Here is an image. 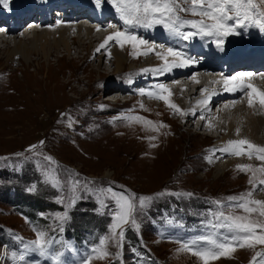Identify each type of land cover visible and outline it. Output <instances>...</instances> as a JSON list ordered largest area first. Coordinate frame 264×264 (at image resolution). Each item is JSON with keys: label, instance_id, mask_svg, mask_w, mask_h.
I'll return each mask as SVG.
<instances>
[{"label": "rangeland", "instance_id": "1", "mask_svg": "<svg viewBox=\"0 0 264 264\" xmlns=\"http://www.w3.org/2000/svg\"><path fill=\"white\" fill-rule=\"evenodd\" d=\"M43 2L46 4L47 0ZM14 3L16 0H10V4ZM0 6L13 8L8 3L7 6ZM106 15L120 22V17L113 14L108 16L107 10ZM198 18L199 16H194L192 20ZM73 21L74 25L78 23L93 26L82 20ZM67 23H71L70 20ZM43 26L54 27L53 24L45 22L37 30ZM120 27L119 24L116 29L119 30ZM100 28L101 26L98 30L100 33L105 34L108 31ZM33 29L25 32L17 29L15 32L0 34H8L4 36L5 40H0V264L44 263V258L49 256L47 249V254L29 249L27 252L30 254L25 256L23 261L16 260L18 246L12 233L24 238L25 235L35 237L37 232H44L41 226L52 222L51 214L58 215L59 203L74 192L77 193L76 210L81 209L82 225L95 232L97 220L93 215L85 214L89 211L81 207L94 205L99 199H111L112 192L117 196L121 192L127 195L124 184L130 190H135L138 203L139 197L149 198L145 204L136 207L139 211L134 212V216L138 224L141 221L143 237L152 251L171 264H203L198 256L184 250L176 242L157 237L151 230V224L149 225V212L154 210L159 214L173 213L182 217L181 207H184L177 205L172 197L178 198L187 191L193 192L194 196L200 194L208 199L220 198L219 202L230 195L239 196L255 191L252 199L264 200L260 198L264 197V191L262 193L260 190H253V186L249 184L252 172L240 171L236 167L243 162L245 165H253V168L264 167V161L257 158L253 159L254 161H244L241 157L226 156L242 161L234 162L223 174H214L215 164L212 161L217 159L219 152L216 151L215 154L209 148L214 145L216 138L226 134L227 127L226 122L219 121L221 112L216 114L218 107L215 104L211 107L213 110H210L214 111L215 115L206 116L205 122H212L211 126H207L205 122L199 123L197 113H192L190 119L181 120L175 109L170 108L163 100L158 102L154 99L155 102H151L139 96L124 102L121 99H109V96L115 98L118 95V90L113 91L112 79L129 72L138 73L145 68L142 66L138 69L145 63L141 61L157 56L152 53L140 54L144 53L141 48L145 45L133 48L131 44L125 43L124 47L127 48L130 59L121 70L115 71L110 46H119L117 42L109 41L106 45L108 48L105 47L99 54L91 52L96 43L90 48L78 47L72 37L67 35V41L72 48L70 54H65L59 46L57 50L52 48L43 56L38 44H30ZM149 29L141 30L142 36L178 37L155 34ZM180 30L190 31L183 28ZM79 31L80 38L86 42L85 29L81 28ZM195 36L212 38L199 34ZM227 37L231 38V42L238 44L246 38L238 33ZM21 42L27 43V60H23L22 55L17 52L7 62L8 51ZM262 42L264 43V40ZM223 44L227 50L229 46L225 41ZM179 46L184 48L185 45L180 43ZM75 50H80L81 57L76 55ZM89 54L93 57L87 60ZM191 56L193 55L191 54L190 58ZM194 62L198 61L194 58ZM169 74L170 71L159 76L170 79ZM176 84L178 82L174 85ZM200 90L196 95L192 94L190 99L182 98L183 94H187L186 90L176 92L169 96V101H178L176 105L179 107L183 104L185 106L189 101L200 98L197 96ZM189 91L192 92V89ZM124 94H128V90ZM124 94L121 93V96L124 97ZM235 100L231 105L240 103L237 98ZM232 109L224 106L222 112L228 114ZM262 128L258 134L260 142H264V126ZM233 133V137L240 135L237 130ZM40 141H44L42 146ZM30 145L38 146L35 152L26 151ZM45 156L51 157V162L45 160ZM28 161H32V165H29ZM35 168L40 172L35 173ZM41 175L42 179L39 178ZM13 197L14 201L19 203L18 207L26 208L27 205L31 210L29 223L17 212L12 202ZM135 201L134 199V204ZM109 212V209H106V213ZM112 213L102 217L106 247L100 254L97 251L89 252V256H92L91 264L104 261L113 252L115 238L112 237L110 226L115 220ZM235 214L250 215L251 219L264 221V217H260L258 212L248 214L237 208ZM50 238L59 240L55 248L61 251L65 241H72L73 237L52 234ZM68 245L70 244H66L65 250H74L71 255L79 252L74 248L75 243L71 244L74 247ZM107 249L111 251H106ZM21 250L25 251L24 245ZM105 251L109 255L103 259L96 258L102 256ZM253 251L255 248H237L235 252L211 260L209 264H241L249 259ZM55 259L56 256L52 263ZM259 260L257 257V262ZM135 261L132 259L130 263L136 264Z\"/></svg>", "mask_w": 264, "mask_h": 264}, {"label": "snow or ice", "instance_id": "2", "mask_svg": "<svg viewBox=\"0 0 264 264\" xmlns=\"http://www.w3.org/2000/svg\"><path fill=\"white\" fill-rule=\"evenodd\" d=\"M96 3H100V0H96ZM112 3L125 25L151 28L154 25L162 24L173 35L179 36L185 41L198 34L215 37L214 42L218 47L223 45L224 37L236 34L237 28L254 25L264 29V0H112ZM0 4L7 6V0H0ZM184 5L188 6L185 7ZM180 13H190L193 16L201 17V19L187 20ZM205 20L210 23H205ZM229 21H233V23L229 24ZM185 26L196 29V31L182 32L180 29ZM109 27L113 26L109 25ZM113 40L120 44L121 48L124 47L125 43L131 44L133 48L148 43L137 35L117 30L106 37L96 51L99 52L104 49L109 44V41ZM153 51H155V46L149 47L148 52L140 54L147 55ZM155 54L163 61L162 66L153 69L158 74L169 72L173 68L185 67L194 62L191 58H185L180 51L172 47H168L163 53L156 52ZM145 71L148 70L145 69ZM239 75L250 77L253 74L241 73ZM192 79L195 80V77ZM223 84L226 90L229 91L237 90L238 85L241 88L250 89L251 91L248 92V106L253 107L257 102L264 106V92L257 91L252 85H243V81H237L235 76L224 79ZM230 85L231 87H229ZM156 87L162 93H167V95H159L156 98L163 100L170 108L175 109L177 113L184 114L175 103L169 101V96L172 94L170 89L164 84H158ZM140 91L141 95L153 96L151 90L145 92L142 89ZM200 103L207 104V99ZM201 118L203 119V117ZM237 132H239V129H237ZM43 144L44 141H40V145L42 146ZM243 146H246V148ZM37 147V145H30L26 151L35 152ZM218 151L231 153L236 156L247 154L249 158L255 155L258 160L264 161V146H259L248 139L229 140L226 142V146L218 149ZM44 159L50 162L52 160L49 156H45ZM236 167L240 171L250 170L252 172L249 184L253 186V190H256L258 185H264V167L253 168L245 164H239ZM112 195L116 199L117 210L112 213L115 222L110 227L112 237L116 238V243L119 246L124 239L122 226L126 224L136 226L134 212L139 211V209L134 204L135 197L133 194L125 195L124 192H121L117 196L115 192H112ZM188 195L191 196L193 194L188 193ZM252 195V191H249L238 197L230 196L228 200L236 201L235 207L242 209L244 213L252 214L258 212L260 217H264V200L252 199ZM148 199L139 197L140 204H145ZM105 206L107 207V205ZM64 218L61 217V219ZM216 219L223 222L214 224L213 227L228 229V235L220 233L219 238L215 239L209 235H201L192 240L191 244H183V249L191 251L193 255L198 256L203 264H209L211 260L227 256L235 252L237 248L247 247L254 249L257 245H264V221L251 219L250 215L225 216L222 212ZM117 230L119 231L117 232ZM45 237V232H37L36 239L24 245L25 251L19 255V259L23 261L29 249L47 254L46 249L50 242ZM100 243L103 245L104 240L102 239ZM107 255L109 253L105 251L102 256L96 258L103 259ZM257 257L260 258L258 262ZM91 260L92 256H88L82 259L81 264H91ZM250 264H264V252H256Z\"/></svg>", "mask_w": 264, "mask_h": 264}, {"label": "bare ground", "instance_id": "3", "mask_svg": "<svg viewBox=\"0 0 264 264\" xmlns=\"http://www.w3.org/2000/svg\"><path fill=\"white\" fill-rule=\"evenodd\" d=\"M31 1H32L31 3H33V2L38 3L42 10H44V8L46 9L48 7L49 3H52V2H47L46 4H43L44 2L40 3L38 0H31ZM33 7H35V6L33 5ZM33 7H31L28 10V12H32ZM11 9L12 8L5 9L6 14L8 16L13 15L11 12ZM80 11L83 12L84 9H81ZM84 14L87 15V16L84 15L86 19L96 20V19H91L93 17L92 14H89V13H84ZM62 17H63V21L57 23L54 21L52 13H49V12L46 13L45 12L43 17L41 18V23L44 25L45 22H48L50 24H53L54 27H51V26L50 27H46V26L44 27L43 26L39 30H37V28H39L40 26L33 27L34 29L31 28V29H33L32 30L33 35H32V39L30 40V44H34V45L38 44L40 46V50H41L40 53H42L43 56H46L48 54V52L50 50H52V48L54 50H57L59 48V46H61L63 48V52L65 54H68V53L70 54V51L72 48H70V44L67 41V37H66L67 35L72 37L73 42L76 43L78 47L90 48V47H93L94 44L96 43L95 47L93 48V50L91 52H93V53H94V51L98 52V51H96V49L99 47V45L101 43H103L104 39L106 37H108L111 33L117 31L116 27L115 28H109V29H107L108 31L105 34H103V33H100L98 31V29H99L98 25L91 24L88 21H84V22H88L89 24H91L93 26H91V27L90 26H84V25H80L78 23H77V25H74L72 23H67V22H69V20H67V18H66L68 16H62ZM74 19L79 20V21L82 20V19H79V17H74ZM113 20L116 21L115 19H113ZM2 21H3V19H2ZM2 21H1V24H2ZM107 21H108V17L105 13L104 19L99 21L100 26L101 25L109 26ZM116 23H117V21H116ZM17 24L18 23H16V22H12L11 25L7 26L6 30L0 31V34L6 33V32L7 33L15 32ZM96 26H98V27H96ZM251 26L252 25H247L246 27L237 28L236 33L242 32L241 34H243L245 32V29H248ZM255 27H257V26L253 25L252 29H254ZM81 28L85 29V34H86V39H87L86 42L83 41V38L82 39L80 38V31L79 30ZM257 29L259 31V35L261 36V38L264 39V29H261L259 27H257ZM93 33H95V34H93ZM247 33L250 34V30ZM7 35L8 34L0 36V40H2V41L5 40L4 36H7ZM159 37H160V35H158V37L157 36L151 37V38H154L156 40L155 42L157 43V45H160ZM236 37H237V35H236ZM163 38H165L166 41H175L174 43L171 44V46H173L174 47L173 49H175L177 51H179L178 49H186V50H183L180 52L182 53V55L185 58H190V55L192 54L193 56H191V59L193 57V59H192L193 61H194L195 57H194V54L189 50L190 48L192 50H195V51L197 50V54L201 55L202 59H205V60H208V59L214 60L215 58L213 57V55L217 56L220 51H222L225 54L230 51L229 47L227 50H225L224 44L220 47H218V46L215 47V46L210 45L212 38H206L205 39V38H200V37L198 38L197 36H193L191 39L186 40V41L183 40L179 36L176 38H171L169 36L163 37ZM156 43L148 44L147 47H146V45L144 47L146 49H149V46L152 47ZM180 43L185 45L184 48H180V46H179ZM26 44H27L26 42H21V43L15 44L14 48L12 50H10L13 53H10V51H8L9 53L6 56L7 57L6 61L9 62L12 59V57L15 56V53H17V52L20 55H22V59L26 61L27 57H28V50H29ZM45 44H47L50 47H46L47 45L45 46ZM110 47H111L110 53H111V56L113 59L114 70L119 71L123 68L125 63H128V61L130 59L129 52H128L126 47L121 48L120 45L119 46H110ZM200 48H201V50H200ZM207 49L209 51H212V53L210 52L208 54ZM100 51L98 52L99 54H100ZM75 52H76L77 56L81 57L79 55L81 53L80 50H75ZM101 53H102V51H101ZM92 54L91 55L89 54V57L86 59L89 60L90 58H92L93 57ZM235 55L238 58H240L239 54H235ZM154 58H157L158 61H161L156 56V57H152L150 59H144V61H141V62H146L148 60H150L152 62L154 60ZM245 62H247L246 59H245ZM222 64L223 63L215 64L211 68L214 70L222 69L223 68ZM253 64H256V63L253 62ZM203 65H204L203 62H193L192 64H189L185 67L173 68L170 71L171 74L168 75L174 84H175V82L176 83L178 82V84H176V85L173 84L172 86H169V89L171 90L172 94H174L176 92L178 93L180 91L185 92V90H186L187 94H183L182 98L190 99L192 94L196 95L197 91H199L202 88H203L202 90H204V91L200 90V93L197 94V96H199L200 98H195L192 101H189L187 103V105H185V106H184V104L180 107L178 106L184 113V114L178 113V115L181 117V120L182 119H186V120L190 119V117L192 116V113H197V114H199V116L197 117L198 121H199V123L202 124L203 122L206 121L205 119H206L207 115H209V114H213V116L215 115V113H213L214 111L213 112L210 111L211 110L210 103L218 104L216 114L221 112L219 121L223 120L222 122H226V124H227V127L225 128L226 134L221 135L220 138H216V141L213 143L214 145L211 146L209 148V150H212V152H214L216 154V151L218 152V149H221L223 147V145L227 142V140H229V138L232 137V134H234L233 131H236L237 129H239V133H241V135H244L245 137L252 139L254 141L260 142L258 134L260 131H262V129H263L262 126H264V106L260 105L257 102L253 107H249L248 106V94L247 93L243 94L239 104L231 105V100L234 99L238 95V92L236 93V92H232L229 90L224 92L226 90V88L223 84V80L226 78H223V77H217L216 78L217 82H215L216 84H218V82H220L223 85V87H221V90L207 86L206 81H208L209 83H212L213 77L207 78L205 76V74L202 71V68H204L206 65H204V66ZM176 74H178V76H175ZM171 75H173V76H171ZM168 76H166V77L169 78ZM193 77H195V80L192 79ZM228 77H229V75H228ZM170 79H168V80H170ZM166 80L164 81L163 84H166ZM179 80H181V81H179ZM190 88L192 89V92L189 91ZM224 98H226V100H229L226 107L227 108H233L232 111H230L228 114L226 112H222V110L224 108L221 109L222 108L221 107L222 101L224 100ZM205 99H207V104H201L200 102L205 100ZM177 103H178V101H175V104H177ZM201 117H203V119ZM205 123L207 124V126L212 125L211 121H208ZM219 156L216 157L217 159L214 158L212 161V163L215 164L214 165L215 166L214 167L215 168L214 169L215 175L223 174L227 170V168L233 166L234 162L242 161L241 159H238V158H226V156L225 157H219ZM235 157H239V156H235ZM208 160L211 161L210 158ZM260 198L263 199L264 197L261 196ZM68 246H72V245L70 244ZM72 247H74V246H72ZM74 248H76L79 251L75 255H71V253H73L74 250H72L70 248H67L65 250V253L68 256H70L72 259H75V260L80 259L81 250L77 246H75Z\"/></svg>", "mask_w": 264, "mask_h": 264}, {"label": "trees", "instance_id": "4", "mask_svg": "<svg viewBox=\"0 0 264 264\" xmlns=\"http://www.w3.org/2000/svg\"><path fill=\"white\" fill-rule=\"evenodd\" d=\"M29 165H32V161H28ZM40 171L38 170V168H35V173H39ZM40 179H42V175L41 177H39Z\"/></svg>", "mask_w": 264, "mask_h": 264}]
</instances>
